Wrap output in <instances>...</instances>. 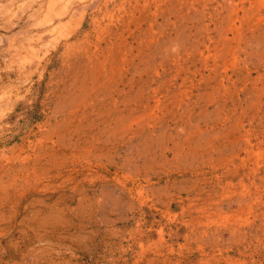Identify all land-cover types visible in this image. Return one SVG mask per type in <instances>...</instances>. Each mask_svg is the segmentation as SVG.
<instances>
[{
    "label": "rangeland",
    "instance_id": "374dc122",
    "mask_svg": "<svg viewBox=\"0 0 264 264\" xmlns=\"http://www.w3.org/2000/svg\"><path fill=\"white\" fill-rule=\"evenodd\" d=\"M0 264H264V0H0Z\"/></svg>",
    "mask_w": 264,
    "mask_h": 264
}]
</instances>
